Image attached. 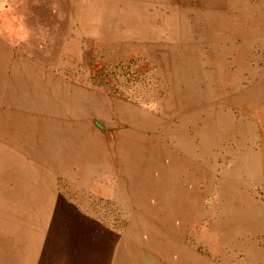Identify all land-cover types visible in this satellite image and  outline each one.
Returning <instances> with one entry per match:
<instances>
[{
  "label": "rangeland",
  "instance_id": "1",
  "mask_svg": "<svg viewBox=\"0 0 264 264\" xmlns=\"http://www.w3.org/2000/svg\"><path fill=\"white\" fill-rule=\"evenodd\" d=\"M1 34L24 45L12 56L25 61L0 68V264L34 262L27 248L50 215L39 190L65 185L62 174L52 179L48 155L38 159L36 139L55 135L87 144L84 160L104 170L87 169L84 178L104 180L116 195V175L126 190L133 172L121 167L129 158L147 162L155 177L173 167L181 175L185 164L192 180L209 177L202 207L217 206L224 219L223 208H232L234 228L189 225L201 260L180 248L190 253L184 264H264V0H0ZM20 109L57 115L26 125L28 116L13 113ZM53 123L69 132L45 131ZM28 183L35 195H24ZM138 193L139 214L144 200L157 205ZM128 203L116 196L115 211L85 205L116 220V256L133 258L151 230L131 228L136 206ZM182 253L153 255V264H178Z\"/></svg>",
  "mask_w": 264,
  "mask_h": 264
},
{
  "label": "crops",
  "instance_id": "2",
  "mask_svg": "<svg viewBox=\"0 0 264 264\" xmlns=\"http://www.w3.org/2000/svg\"><path fill=\"white\" fill-rule=\"evenodd\" d=\"M5 31L7 32L8 29L5 28ZM12 34L20 43L22 37L16 31ZM24 49V45L20 44L17 46L8 35L2 36L1 34L0 68H10V60L14 62L15 68H20L18 63H23L24 65L25 59L13 58L12 56L14 52H24ZM15 80H17V83H21L17 77H15ZM59 91L64 92V89ZM50 110L20 109L13 113H24L28 116L25 120L26 125L37 126V123L41 124L39 121L41 115L44 117H55L57 115V112L52 113ZM97 126L102 128V124L99 122H97ZM43 131V129L38 130V134ZM45 131L51 134L69 132L65 126H59L54 123L52 127ZM36 140L39 143L37 152H35L38 155V159L43 161L41 157L48 155L49 160L47 161L49 162L47 164L50 168V174H53L52 179L58 182V176L62 174L65 185L56 183L52 190L43 188L44 190L41 189L43 191L36 188L39 190V196L48 198L47 205L45 203L42 205L48 207L47 211L50 215L48 220L41 226L40 234L36 238L34 236L30 247L27 248V252H31L33 264H117L118 261L120 263L123 259H126L127 264H153V255L160 260L169 261V252L177 251L179 253L180 251L182 253L180 248L192 249L194 262L196 259L200 262V254H196L197 251L195 252V249L189 246L194 244L189 240L190 237L187 230L189 225L192 224L199 227L201 224L207 223V226H209V223L212 222L217 226L218 222H220V229L225 234L228 232L231 234L232 228H234L232 227L234 223L232 213L234 211L231 207L228 210L223 208V212L227 214L225 219L216 216L217 206L202 207L201 198L204 191L201 190L202 187L200 188V185L206 181L210 182V179L205 176L204 179L196 177L197 180H192L195 176L191 174L186 168L187 164L183 162L185 167L181 175L175 176L172 174L175 169L173 167L169 168V172L159 169L161 171L160 178L155 177L150 172L147 173L149 171H147V162L138 163L133 158L124 160L121 162V167L133 172L128 180L126 190L121 189V176L116 175V181L120 183L117 190L124 193L122 195V193L118 192L116 195V187L106 189L104 180L95 179L90 181L88 177L84 178L82 172L87 169L104 170L103 164L99 165V162L89 161L86 158L84 160L83 154H87L89 147L87 144L75 143V141L68 142L66 135H55V137H51V140L46 142L43 141L44 139L41 136H38ZM140 164L146 165L142 172L136 174L134 171ZM215 176L213 175V177ZM23 180L29 182L31 178L23 177ZM213 183L212 181L211 184L214 185ZM36 189L33 184L28 183L26 184L24 195H35ZM221 191H223L222 186ZM138 192H144L145 195L147 192V197H150V201L153 199L156 200V203L158 201L157 205L146 199L143 201V209L139 214L137 209ZM107 196L112 198L107 200ZM116 196H122L129 200V209L136 206L130 221L131 228H137L136 233H143V229L145 231L151 230L150 240L146 243L149 246L144 247L141 253L133 256V258H128V255L122 253L116 256V223H112L116 220L110 221L105 217L104 213L96 212L85 205V203L89 204L90 201L92 203L102 202L103 205L111 207L115 211ZM184 196H187L189 202L192 201L188 207L182 201ZM222 196L224 197L226 194L224 193ZM137 219L141 220L137 221ZM236 222L244 224V228L248 229V220L241 218L240 221L238 219ZM138 241L141 242L142 240ZM141 245H143L142 242ZM186 255L182 253V258L180 261L178 260V264L185 263ZM122 256L127 258L122 259ZM203 262L209 263L207 258Z\"/></svg>",
  "mask_w": 264,
  "mask_h": 264
}]
</instances>
